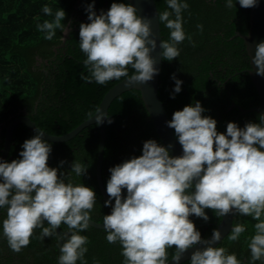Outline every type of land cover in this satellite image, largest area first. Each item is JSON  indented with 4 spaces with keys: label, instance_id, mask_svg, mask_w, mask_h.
I'll return each mask as SVG.
<instances>
[{
    "label": "clouds",
    "instance_id": "obj_1",
    "mask_svg": "<svg viewBox=\"0 0 264 264\" xmlns=\"http://www.w3.org/2000/svg\"><path fill=\"white\" fill-rule=\"evenodd\" d=\"M242 8H254L259 0H238ZM95 0L86 8L90 23L79 26V45L86 55L83 61L90 76L81 74L86 83L103 85L113 79L128 76V67L135 70L130 81L147 83L158 74L157 61L151 53L157 43L152 38L151 21L137 15V8L127 3L113 2L105 13L94 9ZM172 11L157 13L159 23L171 30L170 41H161V56L167 61L179 57L177 47L186 38L182 11L189 5L182 0H167ZM226 6L233 8V0ZM43 12L53 17L37 25L51 41L56 30L68 34L62 23L63 9L55 11L45 5ZM175 15V19L170 16ZM202 29V25H198ZM257 75L264 76V42L255 45L252 58ZM174 94L179 93L182 81L176 79ZM173 94L172 98H175ZM205 109L199 101L175 111L167 127L174 129L183 155L173 157L165 146L149 139L143 143L142 155L109 169L106 192L111 214L104 215L103 229L109 244L119 242L124 264H167L168 249L175 246L172 260L179 264L183 254L198 244L208 245L203 251L193 252L190 264H241L236 255L226 254L223 247L211 245L221 240V232L213 230L210 241L203 240L195 224L189 219L195 215L209 220L205 209L218 216L238 213L258 221L249 248L251 261L264 258V116L260 123H247L243 128L229 122L226 134L217 131V121L203 116ZM104 117L97 116L102 124ZM111 123V120H108ZM24 141L21 159L0 162V209H6L3 236L9 248L19 253L30 244L36 229H42L41 238L57 235L62 224L69 233L58 237L59 264L84 261L88 251L86 231L92 220L90 212L97 202L96 193L83 184L65 182V174L49 167L52 145L42 139L44 132ZM65 161H61L63 166ZM88 167L73 163L71 171L77 176L87 173ZM195 181V183H194ZM194 186V191H192ZM127 196H123V190ZM47 222L48 227H44ZM245 226L235 225L228 239L237 241ZM65 237L67 239L65 240Z\"/></svg>",
    "mask_w": 264,
    "mask_h": 264
},
{
    "label": "trees",
    "instance_id": "obj_2",
    "mask_svg": "<svg viewBox=\"0 0 264 264\" xmlns=\"http://www.w3.org/2000/svg\"><path fill=\"white\" fill-rule=\"evenodd\" d=\"M154 1L158 13L172 11L168 8L167 0ZM113 2L129 4L126 0H98L97 8L93 10L97 15L101 10L106 13ZM182 2L189 5L188 9L182 11V17L184 32L191 37V41L186 38L177 45L180 50L178 58L172 61L162 58L158 74L157 93L168 120H171L175 111L182 110L187 105L194 106L199 101L205 109L202 115L215 119L220 133L226 134L229 122L236 123L240 128L249 122L260 123L258 113H241L239 110L254 107L259 101L247 73L250 64L244 43L235 35L236 32L244 35L247 33L249 8H242L238 0H233V8L226 6L227 0ZM91 3L92 0H0V122L8 123L11 114L21 113L24 109L42 131L53 135L65 134L96 111L107 90L120 80L135 74V70L129 66L128 76L113 79L103 85L94 80L86 83L81 79V74L90 76V73L83 63L87 57L80 49L79 26L81 23H90L86 8ZM45 5L51 7L53 13L63 9L66 12V18L62 21L64 24L74 10V5L85 18L78 20V31L69 33L72 48L67 50L64 59H60V70H50L47 76L40 70L33 69L34 56L38 53L45 57L42 51L50 44L59 42L61 31L57 29L56 35L49 41L44 39L45 33L38 30V24L53 18L43 12ZM170 19H175V15L170 16ZM159 25L161 39L170 41L171 30L163 22ZM198 25H202V29ZM173 74L183 82L182 90L175 94ZM109 119L111 123L108 122ZM105 128L101 179L106 191L110 168L142 155L143 143L149 139L160 145L161 143L136 90L126 91L112 101L107 110ZM172 130L175 135L174 129ZM33 137L24 125H17L5 162L21 159L19 153L23 150L24 141ZM176 139L178 141L177 137ZM98 141L99 127L92 124L68 141L46 142L52 145L49 167L57 168L58 174L64 173L66 183L83 184L94 190L97 202L90 216L93 221L103 223L104 215L111 214V208L105 206L96 186ZM1 150L0 142V153ZM61 161H65L63 166ZM73 163L88 167L87 173L77 176L71 171ZM194 190L193 186L192 191ZM122 194L126 197L127 190L124 189ZM205 212L209 217L207 222L195 215L189 217L201 233L202 239L212 234L220 222V216L213 210L205 209ZM6 218V209H0V264H58L55 235L42 239L40 228L35 230L27 247L19 253L13 252L3 236V220ZM257 222L251 217L235 213L232 226L242 224L245 232L237 241H231L228 239L230 230L216 247L225 248L226 254L234 253L241 264H264V258L251 261L249 243L255 235L254 225ZM44 227H48L47 222ZM59 230L60 234L69 233L65 224ZM78 234L87 236L89 240L86 245L88 251L84 256L86 264H124L122 246L119 242L109 244L104 229L89 227ZM174 252L175 246L168 249V260ZM190 260L181 264H190ZM76 264L83 262L78 260Z\"/></svg>",
    "mask_w": 264,
    "mask_h": 264
},
{
    "label": "water",
    "instance_id": "obj_3",
    "mask_svg": "<svg viewBox=\"0 0 264 264\" xmlns=\"http://www.w3.org/2000/svg\"><path fill=\"white\" fill-rule=\"evenodd\" d=\"M97 1L95 0L94 8L96 10ZM129 4L137 8V15L142 18H147L151 21V29H152V38L156 40L157 47L151 53L152 57L157 61L155 67L159 70L161 65V53L162 49L159 47L162 39L160 34V25L157 15V7L154 0H126ZM98 13V12H97ZM249 28L245 35L240 33H236V36L240 37L243 40L245 51L247 57L249 59L250 68L247 70V73L250 76L252 84L257 92L259 101L258 104L254 107L249 109L239 108L241 113H249V112H256L260 116H264V76L257 75V68L254 65L252 58L255 55V45L261 42H264V0H259L258 5L254 8H249V17H248ZM66 34L63 33V40H65ZM159 74V71H158ZM158 74L154 76L153 80L147 83L141 82H132L130 81L131 76L124 78L114 84L101 98L99 105L96 111L87 119L82 121L78 124L75 128L70 130L69 132L62 134V135H53L44 132L42 137L43 140L53 143H60L64 141H68L77 135L82 129L85 127L97 124L96 118L104 117V122L102 124H97L99 127V141L96 153V160H95V179H96V186L101 195V198L104 201L109 200L107 192L104 189L102 179H101V166L103 160V152H104V145H105V135H106V115L107 110L112 103V101L121 95L122 93L129 91V90H136L139 92L140 99L142 104L148 113L154 129L158 135L160 140L161 146H165L169 150V154L173 157L183 155V150L179 142L177 141L173 130L167 127L168 117L163 107V103L160 101L157 93V85H158ZM134 75V74H133ZM17 125H24L30 133L34 136L39 134L38 127L35 123L27 116H23L17 119H14L12 122L8 124L5 130L2 150L0 153V162H5L11 140L12 135L15 127ZM41 130V129H40ZM42 131V130H41ZM195 183V181H194ZM112 206H114V201H111L110 208L112 210ZM234 214L229 213L225 216H220V222L217 224L215 230H219L221 232V240L213 243L211 246L216 247L222 239L229 233L232 229V222L234 219ZM91 227L96 229H103V223H99L96 221L91 220L90 222ZM57 235H60L59 228L57 229ZM55 235L56 238V246H57V261L59 264V256L61 255L60 247H62V240ZM212 239V234L206 237L203 240L210 241ZM208 245L206 244H198L195 245L193 248H190L187 252H185L179 261V264L183 263L186 260L191 259L193 252L196 250L203 251ZM167 264H176L175 261L172 260V257L168 260Z\"/></svg>",
    "mask_w": 264,
    "mask_h": 264
},
{
    "label": "flooded vegetation",
    "instance_id": "obj_4",
    "mask_svg": "<svg viewBox=\"0 0 264 264\" xmlns=\"http://www.w3.org/2000/svg\"><path fill=\"white\" fill-rule=\"evenodd\" d=\"M73 11L69 14L68 20L66 22V26L68 27V34H66L65 40H63V32H61V37L58 43L50 44L44 51H42L45 57H42L40 54H36L34 56L35 62L33 69L40 70L45 76H47L50 70H56L57 72L60 70L59 61L60 59H64V56L67 54V50L72 48L70 44L71 37H69V33L72 31H78L76 24L79 22L78 20H85L82 13L77 11L76 5L73 7ZM82 22V21H80ZM239 33V32H236ZM241 34V33H240ZM236 35V34H235ZM244 35V34H242ZM238 37V36H237ZM240 38V37H239ZM241 39V38H240ZM242 40V39H241ZM243 41V40H242ZM58 65V66H57ZM27 116V113L24 109L20 112H16L15 115L11 114L9 116V122L4 124L0 122V142L3 144V138L5 134L6 127L10 122L14 119ZM28 254V253H27ZM27 257H25L26 259Z\"/></svg>",
    "mask_w": 264,
    "mask_h": 264
}]
</instances>
